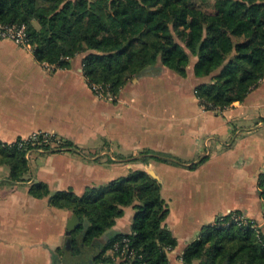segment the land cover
I'll return each instance as SVG.
<instances>
[{"label":"crops","instance_id":"obj_1","mask_svg":"<svg viewBox=\"0 0 264 264\" xmlns=\"http://www.w3.org/2000/svg\"><path fill=\"white\" fill-rule=\"evenodd\" d=\"M82 70L80 58L68 68L46 65L31 49L0 37V142L40 131L71 148L36 152L22 182L11 183L8 168L0 167V264H84L58 255L72 214L52 206V196L82 195L137 170L157 180L168 207L162 226L177 240L168 264H184L185 247L220 215L239 212L264 231L258 187L264 81L243 102L214 111L201 107L192 82L169 71L147 70L106 103L93 95ZM35 183L45 184L49 195L32 196ZM133 216L125 208L104 237L131 233Z\"/></svg>","mask_w":264,"mask_h":264},{"label":"trees","instance_id":"obj_2","mask_svg":"<svg viewBox=\"0 0 264 264\" xmlns=\"http://www.w3.org/2000/svg\"><path fill=\"white\" fill-rule=\"evenodd\" d=\"M0 0V26H24L35 59L68 68L83 56L82 71L90 85L119 94L132 78L147 70L169 71L205 82L195 96L206 110H222L264 81V0ZM0 142V167L11 183L27 179L26 153L38 145ZM63 146L70 143L63 142ZM143 153H149L145 151ZM148 157H142L145 161ZM168 162L167 158H157ZM264 200V175L258 177ZM35 198L49 195L43 183L29 186ZM51 205L75 214L80 225L58 250L63 262L124 264L105 255L128 239V248L145 264H168L177 245L162 223L168 207L157 180L143 170L82 195L72 190L52 196ZM132 208V232L105 238L116 219ZM230 212L203 227L189 243L184 264H264V231L249 219L238 225ZM244 217V216H243ZM68 264V263H66Z\"/></svg>","mask_w":264,"mask_h":264},{"label":"built area","instance_id":"obj_3","mask_svg":"<svg viewBox=\"0 0 264 264\" xmlns=\"http://www.w3.org/2000/svg\"><path fill=\"white\" fill-rule=\"evenodd\" d=\"M0 37L9 39L23 48L31 49L24 26H0ZM94 90H96V93H98V90L95 87ZM44 136L46 135L42 133L34 134L27 140L19 141L18 146L21 147L23 142H30L32 145H34L35 142L45 140ZM57 144L59 145L60 142H58ZM245 219V217L236 215L235 213H232L231 215V222H235L238 225L246 223ZM106 252H109V256H112L114 259L123 261L124 264H145L141 261V255H137L133 250L128 248L127 238H123L121 242L115 243L113 247Z\"/></svg>","mask_w":264,"mask_h":264},{"label":"rangeland","instance_id":"obj_4","mask_svg":"<svg viewBox=\"0 0 264 264\" xmlns=\"http://www.w3.org/2000/svg\"><path fill=\"white\" fill-rule=\"evenodd\" d=\"M195 4L198 3V1H194ZM2 39H5V38H2ZM9 40V39H8ZM16 44V43H15ZM83 56H80L79 58L82 59ZM196 62V59L195 58H192L191 59V63L188 67V75L187 77H180L178 76L177 74L171 72L173 74V76H177L181 79H184L185 81L187 80L188 82H192L194 84V88H193V94L195 95V86L196 85H199L200 83L202 82H205V79L201 78V79H196L194 78V76L191 74L192 73V68H193V65L194 63ZM139 77V76H138ZM138 77H134L130 80L129 83L132 82L133 79L135 78H138ZM94 87L98 90V93H96V90H94ZM90 88H91V91L93 93V95L95 97H97L98 99H100L101 101L103 102H106V103H114L117 101V97H118V94H111L109 92V90H107L106 88L104 87H101L99 85H90ZM177 97V95H176ZM178 98V97H177ZM175 101L177 100L176 98L174 99ZM199 101V100H198ZM202 107V106H201ZM203 108V107H202ZM204 109V108H203ZM206 110V109H205ZM223 110V109H222ZM217 111H221V110H217ZM44 134L46 136H44L45 140L43 141H38V142H35L34 145H38V148L35 149V150H29L27 151L26 153V158L29 159L28 160V164H30L31 162L34 164L33 160L35 159V153L38 152V153H49V152H65V151H68L70 150V146H63L62 143L64 142L63 139H61L60 137L56 136V135H53V134H50L48 132H40V131H34L32 133H30L29 135L27 136H23L22 138H20L21 140H27L29 139L30 137H32L34 134ZM53 140V142H52ZM15 142V141H14ZM56 142V143H55ZM60 142V144L58 145L57 143ZM145 152V151H144ZM30 157V158H29ZM162 162V161H161ZM168 162H174L173 160H169ZM29 168H30V165H29ZM30 173H31V168H30V171H29V174L27 175L30 176ZM9 185V184H8ZM99 189V188H98ZM226 215V214H224ZM222 216V215H220ZM64 248V244H63V247Z\"/></svg>","mask_w":264,"mask_h":264},{"label":"water","instance_id":"obj_5","mask_svg":"<svg viewBox=\"0 0 264 264\" xmlns=\"http://www.w3.org/2000/svg\"><path fill=\"white\" fill-rule=\"evenodd\" d=\"M80 225V221L75 214H72L71 218L68 220L66 225L67 233L70 234L75 229H77Z\"/></svg>","mask_w":264,"mask_h":264}]
</instances>
